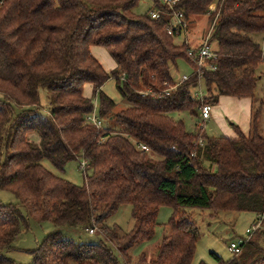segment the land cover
I'll return each mask as SVG.
<instances>
[{"label":"trees","instance_id":"trees-1","mask_svg":"<svg viewBox=\"0 0 264 264\" xmlns=\"http://www.w3.org/2000/svg\"><path fill=\"white\" fill-rule=\"evenodd\" d=\"M139 1L0 0V191L19 203L0 202V264H15L6 251L31 220L55 230L31 252L30 264H193L200 233L189 210L264 218L262 107L254 112L264 53L253 38L264 34V0H218L213 11L216 0L179 1L175 11L186 21L205 15L215 21L217 68L201 78L191 47L168 34L172 11L154 0L158 19L152 11L135 15ZM94 47L104 48L116 68L108 72ZM178 60L194 68L183 83L171 76ZM111 79L128 104L119 112L103 92ZM221 97L253 102L249 135L235 124V138L209 136L199 125L192 133L173 116L196 117ZM95 100L110 128L88 122ZM45 160L59 171L85 161L84 184L55 175ZM126 205L133 229L106 225ZM166 206L173 213L156 256L134 260L130 251L154 239L159 209ZM63 229L99 230L107 243H82ZM215 258L218 264H264V243L250 238L229 261Z\"/></svg>","mask_w":264,"mask_h":264},{"label":"rangeland","instance_id":"rangeland-1","mask_svg":"<svg viewBox=\"0 0 264 264\" xmlns=\"http://www.w3.org/2000/svg\"><path fill=\"white\" fill-rule=\"evenodd\" d=\"M216 0L211 7V11L215 10L217 5ZM154 0H140L134 8L135 15H144L154 10ZM188 29L186 34L175 38L177 45L187 44L189 47L197 48L209 38V45L212 51L218 48L217 41L213 38V28L215 21H211L208 15L191 16L188 21ZM254 40L259 43L264 53V34L253 36ZM112 64V58L109 57ZM177 67L171 66V76L175 82H180L183 76H191L194 73V68L185 60H178ZM258 74L261 77L256 87V99L254 102V112L262 107V113L259 117V132L264 137V63L260 66ZM199 91V90H198ZM103 92L117 103L115 112H119L128 107L127 102L122 98L117 90L116 83L113 79L109 80L103 87ZM200 93H206V88L202 82L200 85ZM194 93H197L194 91ZM49 98L47 92H41V103L44 111L49 107ZM220 109V105H215ZM98 101L95 100V108L98 111ZM249 107V104H248ZM222 111V110H221ZM223 124L233 132L232 124L235 123L225 112H221ZM175 120L182 121L188 132H196L197 125L204 128L209 136L227 137L226 134L219 128L215 120L211 119L204 121L202 116H192L189 112L176 113L173 115ZM104 127L110 128L112 122L103 120ZM81 161L69 163L64 171L56 169L49 161H43V165L55 175L64 178L78 186L84 184V171L81 168ZM0 202L3 204L17 205L18 200L9 192L0 191ZM173 209L171 207H161L157 217L156 236L153 240L136 245L131 251L134 260L145 253L148 259L156 256L157 245L161 242L165 232V225L169 221ZM192 215L193 222L197 225L200 233V240L197 245L196 255L193 264H218L215 257H219L224 261H229L235 255L229 251L231 242H237L240 239H248L251 236L250 229L256 222V215L252 213H237V212H218L189 210ZM255 221V222H254ZM106 225L109 227H118L122 232L127 233L133 229L134 222L132 218V207L129 205L122 206L114 216L107 220ZM55 230L53 224L49 222L29 221L27 228H24L22 233L16 238L11 245V248L6 251V255L15 264H30L33 261L31 252L35 250L44 238ZM64 235L73 238L82 243H99L107 240L101 231L97 230L94 235L83 232L79 229H63ZM264 228L252 235L251 239L260 237L261 243H264L262 236Z\"/></svg>","mask_w":264,"mask_h":264},{"label":"built area","instance_id":"built-area-1","mask_svg":"<svg viewBox=\"0 0 264 264\" xmlns=\"http://www.w3.org/2000/svg\"><path fill=\"white\" fill-rule=\"evenodd\" d=\"M162 6H166L170 11H172L173 19L168 27V34L178 36L182 33L186 34L188 29V23L185 20L184 14L180 11H175V6L179 3L180 0H158ZM151 16L153 19H158L159 13L156 11L151 12ZM188 55L191 58L192 63L196 67V72L200 74V78L202 76L203 71L216 70L217 66L215 64V60L217 59V55L214 51L211 50L209 45V38H207L203 44L198 48H190L188 51ZM190 76H183L181 83L187 81ZM179 84L169 86L166 90L165 95L169 96L172 91L176 90ZM212 106L204 105L200 108L201 116L204 121L210 120L212 116ZM88 122L93 124L98 130L104 129V124L102 119L99 117L98 112H93L92 115L88 117ZM140 150L149 151L146 146H140ZM86 162L82 161L81 168L84 170L86 167ZM263 217H259L256 222L252 225L250 229L251 235L256 232L262 230L264 228ZM90 235L95 234V229H91L88 231ZM251 238V237H250ZM250 238L248 239H240L237 242H231L229 245V251L234 255L241 254L243 250V245L246 244Z\"/></svg>","mask_w":264,"mask_h":264},{"label":"crops","instance_id":"crops-1","mask_svg":"<svg viewBox=\"0 0 264 264\" xmlns=\"http://www.w3.org/2000/svg\"><path fill=\"white\" fill-rule=\"evenodd\" d=\"M202 45V44H201ZM200 47V46H199ZM192 48V47H191ZM198 48V47H197ZM93 55L100 61V63L104 66V68L110 72L116 68V62L110 56V54L104 49L100 47L92 48ZM112 58L113 64L110 60ZM92 89L90 86H87L85 89V96L91 97ZM249 104V107H248ZM220 109L217 107L212 108V116L210 118L215 120V122L219 125V128L226 134L228 138H235L236 132L233 129V124L238 126L242 133L245 135H249L251 132V122H252V112H253V102L250 99H236L231 97H221L219 100ZM235 121L232 124L233 132L223 124L222 111ZM205 130V129H204ZM206 131V130H205ZM258 219L256 215L255 221ZM254 221V222H255ZM252 237V235L250 236Z\"/></svg>","mask_w":264,"mask_h":264}]
</instances>
